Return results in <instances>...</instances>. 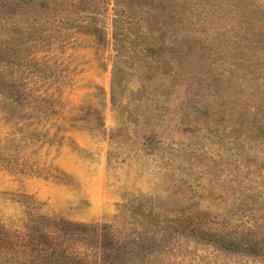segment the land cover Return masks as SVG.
<instances>
[{"label": "rangeland", "instance_id": "rangeland-1", "mask_svg": "<svg viewBox=\"0 0 264 264\" xmlns=\"http://www.w3.org/2000/svg\"><path fill=\"white\" fill-rule=\"evenodd\" d=\"M39 215L264 264V0H0V264H44Z\"/></svg>", "mask_w": 264, "mask_h": 264}, {"label": "trees", "instance_id": "trees-1", "mask_svg": "<svg viewBox=\"0 0 264 264\" xmlns=\"http://www.w3.org/2000/svg\"><path fill=\"white\" fill-rule=\"evenodd\" d=\"M26 1L31 2L33 0ZM39 219L47 221L45 227L40 224L33 225V221H31L28 230L30 233L35 232V235H38L35 238L34 236H29V238H34L35 246L44 254L45 257L42 260L44 264L55 259L56 255L49 254L52 250H59L64 253L65 259L61 262L63 264H124L126 260L131 261L135 256L129 255L130 252L127 247H129L131 238L127 231L122 230L126 232L125 234L119 233L109 225L88 227L82 224L61 223L56 220L53 221L52 217L46 215H39ZM43 235H47V243L41 241L40 237ZM72 241L80 242L81 256L76 255L72 249H69V246L66 248L62 245L63 243L72 244ZM21 246L23 245H19L17 249H20ZM3 248L6 255L11 254V250L16 249L15 247L6 248V246ZM28 252V250L25 251L23 256L28 257Z\"/></svg>", "mask_w": 264, "mask_h": 264}]
</instances>
